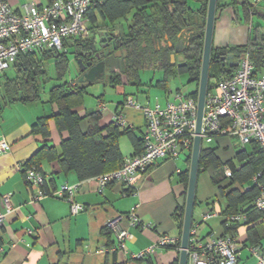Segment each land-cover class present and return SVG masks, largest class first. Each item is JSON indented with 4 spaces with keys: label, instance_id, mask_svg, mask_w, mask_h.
I'll use <instances>...</instances> for the list:
<instances>
[{
    "label": "crops",
    "instance_id": "obj_1",
    "mask_svg": "<svg viewBox=\"0 0 264 264\" xmlns=\"http://www.w3.org/2000/svg\"><path fill=\"white\" fill-rule=\"evenodd\" d=\"M51 1L9 0V3L11 8L18 12L26 3L43 7ZM252 1L219 0L220 9L215 13L212 49L243 47L251 38L255 39L257 34L264 36V0H260L257 10L249 14L247 7L248 4L252 5ZM186 3L192 10L199 9L201 4L198 0H186ZM152 6L148 4L145 9L148 14L153 11ZM92 12L94 22L92 23L89 18L86 21L90 28V36L92 34L95 37L97 51L102 39L124 37L127 34L136 10L133 9L127 15L114 20L101 17L96 10ZM76 44L74 39L64 42L67 50L65 57L67 71L72 61L76 65V71L75 74L71 71L74 76H70V81L63 84L81 85L85 91L82 102L72 109L79 116L81 132L89 130L90 121L87 115L98 113L100 117L97 126L102 130L101 135H106L104 129L115 123V115L122 111L128 128L138 141L144 132V118L140 112L124 108L126 96L134 97L141 104L150 105L152 88L163 90L162 97L167 100L166 102H169L171 97L173 101V94L176 92L190 96L198 90L196 83L195 90L191 93H185L178 87L173 91L167 90V84L164 87L162 81L158 83L149 81L145 84L140 73L156 68L140 71L137 81L121 80L118 83L111 82L112 73L106 68L101 80L91 84L80 83L78 81L80 58L76 54L78 51ZM181 49L179 53L173 55V62L170 58L171 64L180 63ZM69 55L73 56L74 60L70 61ZM37 59H41L42 62L35 61L44 72L36 77L38 92L35 101L24 103L6 99L3 93L4 82L16 79L15 70L10 68L0 73V140L3 139L10 146L9 151L0 154V198L10 193L16 208L6 218L0 234V264H178L179 245L174 248L158 249L154 254L141 260H133L132 255L153 245L161 236H168L180 243L182 227L179 228L175 211L177 207L184 208L185 205L187 187L185 188L181 176L188 174L189 171L188 152L181 153L174 160L157 161L148 171L138 175L130 189L114 183L103 188L101 192L95 178L79 181L72 172L61 173L55 161L43 160L42 174L49 187H52L51 191L60 189L64 184L73 187V201L81 204L84 210L72 216L69 204L54 197H46L36 203L30 202V191L24 182L22 166L37 156L45 145L54 148L56 156H60L61 143L68 136L67 132L57 129L55 116L58 114V108L50 97L52 88L61 84L56 83L49 88L45 85L46 61L51 60L53 70L56 72L55 61L51 58L46 59L41 54H38ZM118 71L115 72L118 74ZM101 81L111 87L118 86L120 90L117 94L120 98L113 104L105 105L103 97L99 96L94 104H91L92 102L85 104L88 88ZM217 82L211 81V89ZM153 96H156V93ZM40 119L47 122L49 132L47 138L33 132V126ZM203 145L214 148V154L221 166L218 169L207 167L199 170L197 174L191 227L197 226L202 243H210L213 237L231 236L238 244L259 245L264 252V213L246 214L248 207H251V202L246 201L237 214L241 216V220L236 222L237 224L234 223L236 229L231 235L227 233L225 226L230 223L226 214L227 200L219 192L220 188L225 194L235 188V185H230L229 179L225 177L224 167L230 169L232 165L238 168L240 165L237 162V154L244 151L250 155L251 144L241 146L235 138H219ZM118 147L122 159L131 157L138 149L125 134L119 137ZM251 185L252 181L245 187ZM132 212L143 222L151 224L152 228L142 230L130 227L126 216ZM117 218L120 228L128 230L133 236L125 243L122 251L113 250L116 247V237L105 229L110 220ZM251 228L257 237L255 244L251 243L249 237ZM237 255L239 258L237 264H257L244 250H238Z\"/></svg>",
    "mask_w": 264,
    "mask_h": 264
},
{
    "label": "trees",
    "instance_id": "obj_2",
    "mask_svg": "<svg viewBox=\"0 0 264 264\" xmlns=\"http://www.w3.org/2000/svg\"><path fill=\"white\" fill-rule=\"evenodd\" d=\"M200 8L192 10L187 6L186 0H95L87 9L86 19L94 22L96 10L101 17L111 20L127 15L133 9L136 10L128 32L124 37L111 38L115 51H124L126 56L122 60L121 71L110 74L111 82L118 83L123 80L137 81L140 71L146 68H156L163 73V86L170 76L174 74L186 75L189 82L196 83L198 87L203 51V37L208 0H198ZM152 4V12L148 14L146 8ZM156 8V9H155ZM220 9L219 0L216 2V12ZM89 37L86 39L72 38L77 43V57L83 63L93 61L96 52L95 37L87 26ZM182 41L183 48L180 50L181 61L178 65L171 64L170 56L175 54V46ZM64 46V44H63ZM62 52L38 50L20 56L13 68L16 79H8L4 82L3 93L9 101L32 102L37 98L38 82L36 77L44 70L36 63L42 62L37 59L38 54L46 59L55 61L57 77L64 76L67 72L66 48ZM248 55L253 64V75L259 76L264 73V36L256 35L243 47L226 49H212L207 92L211 90L212 80L231 78L237 71V63ZM230 57L231 59H228ZM36 60V61H35ZM125 79H124V78ZM198 91V90H197ZM197 91L192 98L197 99ZM84 89L81 85L67 84L57 85L50 91L51 101L56 104L58 114L55 116L56 126L59 131L67 132L68 136L61 143L62 154L56 156L54 148L43 146L41 151L31 161L22 166V173L30 168H35L42 174L41 162L43 160L55 161L61 173L72 172L79 181L96 178L100 175L119 169L122 159L118 139L121 135L129 136L137 149L132 156L142 150V137L136 140L129 128H120L116 123L108 125L104 130L98 128V113L87 115L90 121L89 130L81 132L79 129V116L72 111L75 105L82 102ZM127 97V96H126ZM125 97V98H126ZM125 100V99H124ZM33 132L40 133L44 138L49 136L47 122L40 119L33 126ZM252 153L247 155L244 151L237 154L239 167H230L231 177L228 178L230 185L235 188L225 194L222 188L220 195L227 200L226 214L228 218L237 215L243 203L251 202L246 214H263L252 206L260 187L264 186V153L258 145L251 143ZM140 147V148H139ZM190 158V155L189 157ZM189 160V159H188ZM221 166L219 159L214 154L213 147L201 145L198 162V172L201 169L212 167L218 169ZM185 188L187 187L188 174L181 176ZM252 181L250 187H245ZM44 181L43 190L51 193ZM247 191H245V190ZM184 208L177 207L175 217L179 228L182 227ZM236 222H230L227 233L236 229ZM248 223V222H247ZM106 229V228H105ZM249 231L251 243H256V234ZM107 230V229H106ZM180 246V243H177ZM177 264V263H174Z\"/></svg>",
    "mask_w": 264,
    "mask_h": 264
},
{
    "label": "built area",
    "instance_id": "obj_3",
    "mask_svg": "<svg viewBox=\"0 0 264 264\" xmlns=\"http://www.w3.org/2000/svg\"><path fill=\"white\" fill-rule=\"evenodd\" d=\"M94 1L52 0L43 7L26 3L16 12L9 0H0V73L9 70L23 54L38 50L62 52L66 40L88 38L85 14ZM259 3L260 0H253L252 5L248 4V13L257 10ZM237 66L231 78L219 80L206 93L199 137L202 144H210L219 138H235L241 146L255 143L264 153V73L253 75L254 67L247 54ZM173 99L164 106H150L139 103L131 96L125 98L124 108L136 110L144 118L142 150L124 159L119 169L96 177L100 192L114 183L130 189L138 175L148 171L157 161L174 160L183 152L191 153L196 136L197 99L180 92L173 94ZM114 119L121 129L128 128L122 111ZM9 149L10 146L1 139L0 154ZM224 174L226 178L231 177L227 166L224 167ZM23 178L30 191L31 203L54 197L69 204L72 216L84 210L81 204L73 201V187L64 184L49 193L43 190L45 179L35 168L26 170ZM252 206L264 211V186L260 187ZM15 210L11 194L1 196L0 234L6 218ZM126 217L130 227L142 230L152 228L151 224L143 222L134 212ZM240 220V215L228 218L229 222ZM106 229L116 237L113 250H124L125 243L133 237L128 230L120 228L119 218L110 220ZM176 246L177 240L161 236L153 245L132 255V259L141 260L158 249ZM238 250H244L257 264H264V252L259 245L244 246L236 243L231 236L213 237L210 243H202L199 230L194 226L190 230L187 264H237Z\"/></svg>",
    "mask_w": 264,
    "mask_h": 264
},
{
    "label": "water",
    "instance_id": "obj_4",
    "mask_svg": "<svg viewBox=\"0 0 264 264\" xmlns=\"http://www.w3.org/2000/svg\"><path fill=\"white\" fill-rule=\"evenodd\" d=\"M217 0H208L207 12L205 18L204 37H203V51L201 59L200 78L197 91V113H196V127L195 138L193 140L192 150L190 153V165L188 171V181L186 188V198L184 205V213L182 220L181 238H180V252L178 257V264H187V249L189 245L190 230L192 226V214L194 207V193L195 185L198 174V162L199 154L201 150V125L203 109L205 104V97L207 93L209 67L212 54V38L213 28L216 13ZM183 48L182 41L175 46V53H179V49ZM115 47L111 41V38H104L101 40V45L94 53L93 61L83 63L82 60H78L79 64V79L80 83L87 82L89 84L94 83L97 80H101L105 74L106 68L110 73L115 71H121L122 60L126 54L124 51H115ZM172 62L174 56H170ZM228 59H231L228 57Z\"/></svg>",
    "mask_w": 264,
    "mask_h": 264
},
{
    "label": "rangeland",
    "instance_id": "obj_5",
    "mask_svg": "<svg viewBox=\"0 0 264 264\" xmlns=\"http://www.w3.org/2000/svg\"><path fill=\"white\" fill-rule=\"evenodd\" d=\"M68 58L70 61L74 60L73 56H71V55H69ZM46 64H47L46 65L47 71H46V77H45V85L48 88L50 86L55 85L56 83L63 84L65 82L66 83L69 82L70 76L75 74L74 71H76V65L72 61V63H70V67L68 68L66 75L58 78L56 72L53 70V67L51 65V60H47ZM71 71H73V74L71 73ZM140 76H141L142 81L145 84L148 83L149 81H152L154 83H158L159 81H162V79H163V73H162V71H160L158 69H156V70L151 69L149 71L143 70L140 73ZM166 84H167V90L173 91L175 89V87H178L179 89L180 88L183 89V91L185 93L186 92L191 93L192 91L195 90V86H196L194 83L189 82V79L186 75H178L176 73L174 74V76H170L168 78V81L166 82ZM119 90L120 89L118 86L111 87L107 84H104L103 81L95 83L94 85H92L91 87L88 88V95L86 97L85 104H87L88 102H90V103L92 102L91 104H94L95 99L99 96L103 97V99L105 101V105L106 104H108V105L113 104L118 100V98H120L119 95L117 94V92H119ZM162 91L163 90L160 91V89H156V88L151 89L150 99H149L150 106H154L155 104H160L162 106L166 105L167 100L163 99ZM154 93H156V96H153ZM171 100H172V97L170 98V101ZM251 258H253V257H251Z\"/></svg>",
    "mask_w": 264,
    "mask_h": 264
}]
</instances>
